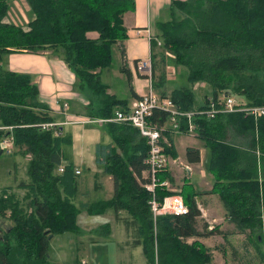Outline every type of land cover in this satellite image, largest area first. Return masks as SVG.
<instances>
[{"label":"trees","instance_id":"1","mask_svg":"<svg viewBox=\"0 0 264 264\" xmlns=\"http://www.w3.org/2000/svg\"><path fill=\"white\" fill-rule=\"evenodd\" d=\"M8 2L0 0V150L6 147L5 136L13 138L15 151L30 159V181L19 185L27 190L25 200L16 198L12 186L0 188V264H51L49 245L54 235L80 232L78 216L84 209L101 214L110 208L129 211L134 243L142 245L150 264H214L211 246L199 238L189 241L216 233L207 225L198 228L200 192H187L188 183L177 191L158 186L157 199L182 193L190 211L154 216L149 203L153 194L145 186L150 181L149 143L140 128L127 122H104L114 141L96 147L97 163L116 182L114 197L78 205V173L74 163L64 162L63 152L72 143V133L60 125L49 129L40 125L56 120L49 104L40 99L39 86L31 73L9 70L3 63L14 50L62 51L78 77L79 90L89 100L88 114L115 116L116 108H124L128 101L109 92L98 69L112 65L114 45L129 38L124 14L135 8V0H29L37 15L27 29L6 20ZM172 5L171 20L158 24L161 46L188 67L189 82L206 81L212 87L211 98L234 94L244 104L264 106V0H172ZM170 97L184 109L197 101L193 86L178 87ZM206 98L201 108L210 103ZM153 114L159 124L169 117L162 110ZM195 122L211 152L208 165L216 178L211 191L220 194L227 217L240 231L258 232L251 239L264 260L260 246L264 244V114L255 118L246 112H219ZM232 130L250 138L247 149L230 140ZM166 150L177 157L174 147L168 145ZM187 153L189 161L202 157L194 146ZM157 176L170 179L169 168Z\"/></svg>","mask_w":264,"mask_h":264},{"label":"crops","instance_id":"2","mask_svg":"<svg viewBox=\"0 0 264 264\" xmlns=\"http://www.w3.org/2000/svg\"><path fill=\"white\" fill-rule=\"evenodd\" d=\"M8 1L9 13L6 20L12 23L15 22L25 29L31 28L30 22L37 14L30 6L29 0ZM172 8V0H135V8L124 14V21L126 22V27L130 36L114 45V52L117 50V52L121 53V60L124 63L122 69L117 68L112 70L113 64L107 67L109 68L108 70H106L107 68L98 69L99 74L102 76V81L108 85L109 92L120 99L125 98L128 101V105L124 106V108L133 105L139 96L141 97L145 92L149 91L151 82L158 93L167 96H170L178 87H182L177 85L172 91L169 90L171 87H168L167 84V77L169 76L168 59L165 55H160L162 36L158 24L161 23V21L171 20ZM154 41H157L156 45ZM163 56L167 62L165 59H162ZM149 58L153 61L151 70H139L137 67L138 61L146 62L149 61ZM3 63L9 70L18 71L20 73H31L34 82L39 86V90L41 91L40 99L50 106V114L55 117L56 120L54 122L60 125L63 131L69 134L72 133V143L70 145L75 146V158L69 161L65 156V163H74L76 170L82 171L77 176L79 188L77 195H75L76 203L81 206L83 204L101 201V199H112L114 197L116 182L114 177L107 174L103 166L97 163L96 147L99 142L112 143L114 141L113 137L109 129L105 127V123L97 121L98 118L88 114L87 107H89L90 104L89 100L86 98L84 92L79 90L77 84L78 77L64 61L62 51L58 52V50L53 49H41L37 52L30 50H14L4 59ZM124 66L126 68H123ZM125 69L127 71H125ZM105 70L107 71L109 79L104 75ZM115 77L121 82L124 81L126 86V78L128 77L132 89L131 96L126 95L127 89L125 90L126 92L123 93L120 92L118 86L114 87L113 79ZM209 87L212 88L211 86ZM210 91L212 92L211 89ZM209 93L207 94V92H205L204 102L196 105V101L193 107L201 108L207 101L206 96H211ZM124 108L117 107L116 110ZM166 124L169 126L168 121ZM186 130L187 129H184L179 132L171 130L165 132L168 140L172 142L171 146L174 147L177 153V157L171 154V162L167 166L169 168V180L172 182V190H181L184 184L188 183V185L191 186V191L201 193L196 195L197 202L202 209L198 228L203 230L204 226L207 225L206 229L208 231L213 229L216 232L205 237H191L189 241L191 242L199 238L206 246H211L213 248V246L208 243L210 237L218 235L223 236L226 234V240H229L226 243L233 248L237 247V245L233 243L234 241L230 239L231 237H237V235L242 237L245 233H249V236L250 234L252 235L253 232L250 230L240 231L232 219L227 217V208L220 199V194L211 191L216 178H214L207 163L209 156L207 142L199 136L197 131L191 133ZM229 137H234L233 140L231 138L230 140L232 142L234 141L237 146L247 149L250 138L240 135L239 133L235 134L234 130L229 133ZM193 146L198 148L201 152L202 157L200 161H189L187 158V149ZM90 161L91 165L88 166V168L94 172V182L92 183L93 186L91 189L94 188V191L103 190L108 194V198H101L91 202L87 199L86 201L87 197H85L82 192L83 187L82 184H80V176L85 173L82 168L90 164ZM148 172L149 171L143 172V176L147 177ZM80 193L81 195H79ZM84 211L89 210L84 209L82 213ZM109 212L111 215L106 219V222L104 221V230L106 233L109 235H116L117 233V235L121 236L119 234L120 232L127 235L128 230H130L132 237H136L135 228L131 227L127 222V218L130 216L129 211L123 210L117 213L116 209L110 208L105 213ZM103 213L104 212L101 214L89 213L88 216H101ZM81 214L78 216L79 224ZM53 237H55V235ZM136 246H140L144 250L142 245ZM212 252L214 253L215 259L216 251L214 248ZM224 259V264L230 262L229 259ZM234 261L235 262L232 264H238V260L234 259ZM146 262L150 264L147 259Z\"/></svg>","mask_w":264,"mask_h":264},{"label":"rangeland","instance_id":"3","mask_svg":"<svg viewBox=\"0 0 264 264\" xmlns=\"http://www.w3.org/2000/svg\"><path fill=\"white\" fill-rule=\"evenodd\" d=\"M165 50L166 49L161 46L160 55H165L168 59L169 76L167 77V84L168 87H171L169 90L172 91L177 85L182 87L193 86L197 99L196 105L204 102L205 92H207V94L209 92V94L212 93L210 91V89H212L209 87L210 85H208L206 81L197 82L195 84L190 83L188 80L190 73L188 67L179 64L173 53L169 50ZM8 56L9 55H6L5 59ZM123 64L121 53L116 50L114 52L112 70L117 68L122 69ZM108 69L109 68L106 70ZM106 70L104 71V75L109 79ZM126 83L127 86L124 81L121 82L117 80L116 77L113 79L114 87L118 86L120 92L124 93L127 91L126 95L131 96L132 89L128 77L126 78ZM237 98L242 100L241 97ZM230 138L233 140L234 137ZM207 148L210 156L211 152L209 151V147ZM7 149H5L4 154L0 155V188L2 189L6 185L12 186V192H15L16 198L25 200L24 197L27 190L19 185L20 182L30 181V174L27 168L30 159L28 156L21 154V152L15 151L17 150L16 147L10 152ZM75 151L74 145H65L64 157L66 156L69 161H72L75 158ZM209 156L207 163L209 162ZM90 165L91 161L90 164L82 168L85 173L80 176V184H82L83 187L82 192L85 197H87L86 201L87 199L91 202L101 198H108V194L103 190L94 191V188L91 189L93 186L92 183L94 182V172L88 168ZM186 191L189 193L194 192L191 191V186L189 185L186 186ZM79 195H81V193ZM89 213V211H84L80 215L79 220L82 225L80 232H62L56 234L55 237L52 238L49 245L51 264H147L144 250L140 246L134 245L135 238L130 234V230H128L127 235L120 232L119 234L121 236L117 235V233L116 235H109L106 233L104 230V221L106 222V219L111 215L110 212L103 213L101 216L94 215L92 217L88 216ZM257 233L258 232H254L249 236V233H245L242 237L239 235H237V237H231L230 239L237 245V247L234 248L226 243L229 240L225 239V235L210 237L208 243L211 244L216 251V260L214 264H224V258L230 260L227 264L235 262L234 259L238 260V264H264L263 257H258L256 254L255 249L259 247V245L255 244L256 241L250 239L251 237L254 238ZM260 246L264 248V244H260Z\"/></svg>","mask_w":264,"mask_h":264},{"label":"built area","instance_id":"4","mask_svg":"<svg viewBox=\"0 0 264 264\" xmlns=\"http://www.w3.org/2000/svg\"><path fill=\"white\" fill-rule=\"evenodd\" d=\"M153 61L149 58V61L139 62L137 67L139 70H151ZM149 91L145 92L141 97L139 96L133 105L124 109H117L115 116L110 118L98 117L97 121L101 122H127L137 128H140L141 135L146 138L149 143V157L146 159L150 168V181L146 183V188L153 194L149 203L153 209L154 216H158L163 213L182 214L190 211V207L184 200V195L181 194H168L162 201H160L156 194L158 186L162 185L166 188L172 189V182L169 178L160 180L157 176V172L167 168V165L171 162V154L166 150V147L171 146L172 142L168 140L165 135L166 131H183V124H186L188 132H194L197 130V124L195 119L197 118H213L218 115L219 112H232L240 111L246 112L248 115L258 117L264 114V106L247 105L243 100H239L234 94L224 95L218 97V99L209 97L210 103L205 108L184 109L179 103L167 95H161L157 92V89L151 82L149 85ZM156 110L167 111L169 117L167 119L169 126L165 124H159L152 119L153 113ZM43 128H53L57 126L55 122L44 121L40 124ZM5 127L7 125H4ZM3 126V127H4ZM8 127V126H7ZM3 146H6L9 152L14 150L13 138L5 136L2 140ZM61 171L63 166H60ZM82 171L77 169V173ZM1 230V229H0Z\"/></svg>","mask_w":264,"mask_h":264},{"label":"water","instance_id":"5","mask_svg":"<svg viewBox=\"0 0 264 264\" xmlns=\"http://www.w3.org/2000/svg\"><path fill=\"white\" fill-rule=\"evenodd\" d=\"M5 149L3 150H0V155L4 152ZM53 235L50 236V238L52 237ZM260 239V237H258Z\"/></svg>","mask_w":264,"mask_h":264}]
</instances>
